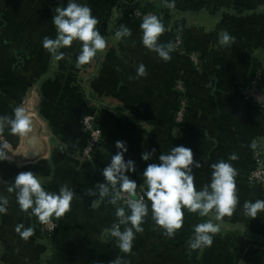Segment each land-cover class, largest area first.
Returning a JSON list of instances; mask_svg holds the SVG:
<instances>
[{
	"label": "crops",
	"instance_id": "0c3cea01",
	"mask_svg": "<svg viewBox=\"0 0 264 264\" xmlns=\"http://www.w3.org/2000/svg\"><path fill=\"white\" fill-rule=\"evenodd\" d=\"M26 2L0 0V116L11 117L22 106L33 119V131L26 137L5 129L3 137L13 151L9 160L0 162V195L9 200L7 212L0 216L10 215L0 227L9 232L21 224L33 229L25 239L24 264H115L117 260L120 264H264L260 251L251 249L264 239V212L251 218L243 211L246 201L261 199L248 176L255 144L264 152V111L246 104L240 94L254 74L264 83V0H211L208 6H191L183 16L169 19L168 32L158 42L167 46L174 34L180 35L186 55L171 51L168 61L143 45L142 20L114 10L113 0H77L91 8L107 41L106 48L84 65L77 64L82 42L61 49L65 55L60 60L44 49V38L57 35L52 8L31 14L30 3L28 12L24 9ZM40 3L52 6L49 0ZM121 25L131 30V36H116ZM225 31L235 39L222 46L219 38ZM32 55L38 56L34 65ZM141 64L147 72L142 77L137 74ZM177 82L185 88L188 106L181 121L173 89ZM85 115H92L102 131L94 162L80 159L84 136L79 121ZM118 140L126 142L125 159L135 161L136 172L129 176L135 181L142 178L139 190H146L141 170L159 163V155L173 146L192 149L194 160L201 161L202 166L193 169L197 190L210 184L212 164L231 163L237 170L236 210L219 220L214 212L205 220L196 213L185 215L186 237L176 242L149 220V206L131 252H122L116 238L106 235L116 221L115 206L107 198L92 204L94 198L87 195L102 183L97 169L105 168L116 154ZM152 149L156 150L152 158L142 160L141 154ZM233 155L236 159L230 160ZM27 171L35 173L47 191L58 193L67 185L76 193L70 210L46 223L54 226L49 238L46 224L31 210L21 211L15 192L7 191L16 175ZM209 219L220 229L213 244L191 250L188 241L194 226ZM9 238L16 240L12 233Z\"/></svg>",
	"mask_w": 264,
	"mask_h": 264
},
{
	"label": "clouds",
	"instance_id": "9594fccd",
	"mask_svg": "<svg viewBox=\"0 0 264 264\" xmlns=\"http://www.w3.org/2000/svg\"><path fill=\"white\" fill-rule=\"evenodd\" d=\"M167 7L173 8L174 0L167 2ZM51 21L57 32L56 38L45 37L42 46L56 60L62 59L65 55L60 50L70 47L74 41L82 42L77 57L78 65L89 63L107 46V41L96 27L99 21L92 15V10L87 4L68 0L66 6L55 8V15ZM140 28L143 32V45L156 52L164 61L170 60L171 44L165 46L158 42L166 31L162 20L154 14L146 15ZM131 34V30L124 25H121L116 32L118 38L129 37ZM234 39L225 31L221 33L219 43L227 46ZM137 74L141 77L147 75L143 64L139 65ZM6 128L11 134L26 137L33 131V119L22 106L16 107L11 117L0 116V162L10 159L9 145L2 139ZM115 147L118 151L111 156L110 162L102 172L104 182L97 183L95 189L90 190L87 195L94 198L92 204H99L107 198L108 203L115 206L116 221L106 235L116 238V243L122 252H131L136 233L143 231L142 224L149 212L145 197L151 202L155 224L169 237H173L176 231L182 228L183 209L198 213L200 217L214 212L217 220L231 216L236 210L239 203L237 170L231 163L221 160L212 164L210 184L197 190L193 169L200 168L201 161L194 160L192 149L183 145L173 146L167 154L159 155V163L147 165L142 173L143 184L147 186V190L144 196L136 198L138 184L129 176V173L136 172L135 161L125 159L128 151L125 141H116ZM155 151L152 149L151 152L142 153L141 159L149 161ZM235 159L234 155L230 157V160ZM7 191L15 192L16 202L21 211L31 210V214L41 222H48L53 216L61 217L67 213L76 194L67 185L62 186L58 193L47 191L41 179L31 171L18 173ZM125 193L127 198L123 196ZM121 200L123 204L120 203ZM8 203V198L0 195V214L7 212ZM243 211L246 216L256 218L258 213L264 212V200L246 201ZM219 230V226L212 219L195 225L188 247L193 251L210 247L214 235ZM16 231L25 239L33 233L31 227L25 228L23 224L18 225ZM115 264H120L119 260Z\"/></svg>",
	"mask_w": 264,
	"mask_h": 264
},
{
	"label": "rangeland",
	"instance_id": "374dc122",
	"mask_svg": "<svg viewBox=\"0 0 264 264\" xmlns=\"http://www.w3.org/2000/svg\"><path fill=\"white\" fill-rule=\"evenodd\" d=\"M26 1L28 3H30L31 14H37L38 12H42L43 13V11L48 13L47 9L52 8V12L51 13H53V15H55V8L57 6H64V4L66 6L67 2H68V0H49L52 6H50V7L47 6L48 7L47 8V7L43 6L42 3H40L41 0H26ZM44 1L47 2V0H44ZM82 1L85 2L87 0H82ZM144 1L147 2V3H151V4L154 3V4L159 5V8L163 9L162 11H164V13L158 15V14H155L153 12H144L143 10H140V8H136V9H132V10H124L125 8H124L123 4L121 2H119L118 0H113V2L115 3V6L114 7L112 6V8H114V10H116L118 8L122 9L123 10V14H126L129 19H134V20L135 19L143 20L144 16L149 15V14H154V15L158 16L162 20V22L165 25L166 32H168V20L171 19V18L183 16V13H184L183 5L187 2L186 0H177L176 5L173 8H169V7H167V5L165 3V0H144ZM27 2H26V5H25V8H24V9H26L25 10L26 12H28V6H29ZM130 5H132V3H130ZM175 7H176V9H175ZM40 10H43V11H40ZM176 36L180 37V35H176ZM180 41H181V37H180ZM170 42H171V46H172L173 40L172 41L170 40ZM181 44L183 45L182 41H181ZM181 44H180L179 50L185 52L184 47H182ZM173 52L178 54L175 50H173ZM179 56H183V55H179ZM37 57L38 56H36V55H32L31 56V59H32L31 63L33 65L35 64V61H37ZM173 89H174V91L176 92V94H177V96L179 98L178 104H177V107H176V114H178V116H180L179 120L181 121V118H183L184 113H185V111L187 110V107H188L187 106V102H186L185 98L183 97L184 96V92H185L184 91L185 88L180 82H177ZM2 139L9 144V142H8L6 137L2 136ZM258 150H260V149L258 148V145L255 144V149H254L253 155ZM263 154H264V152H263ZM249 184L252 187H254V188L259 190V188L257 186H255V185H253L251 183H249ZM11 218H13V216H11ZM9 221H10V215H8V214L6 215L5 214V215H1L0 216V222H9ZM16 221L19 222L20 220L18 219ZM44 230L46 232H48V233H51L54 230V226L50 229V226L46 224ZM224 232L226 234H228V233L234 234L235 231H230V232L224 231ZM224 232L222 233L223 235L225 234ZM9 233L14 234L15 237H16V240L13 241L12 238H9ZM239 234H241V233H239ZM235 235H237V234H234L233 237ZM259 240H263V241H261V243H259V244H256V246H253L252 248L251 247L250 248L253 249V251H255L257 253H258V251H260V255L264 256V239L260 238ZM26 243H27V240H25V238H23L22 236L20 237V234L17 231L9 232L7 230V228L1 226L0 227V264H24L25 258H27V256L25 257V255H23L22 252H23V249L26 250V252H27V249H26V245L27 244ZM227 251H225V252H227ZM230 255H231V253H230ZM33 257H36V255H33Z\"/></svg>",
	"mask_w": 264,
	"mask_h": 264
},
{
	"label": "built area",
	"instance_id": "2783aa9c",
	"mask_svg": "<svg viewBox=\"0 0 264 264\" xmlns=\"http://www.w3.org/2000/svg\"><path fill=\"white\" fill-rule=\"evenodd\" d=\"M200 1V0H197ZM218 2L220 0H212ZM181 41L180 37L176 36L173 39L172 48L179 55L185 56L186 53L179 50ZM182 45V44H181ZM240 94L244 102L250 106L258 108L264 111V83L258 74H254L251 78L240 88ZM80 130L83 133L84 140L83 146L80 154V159L83 162H93L94 156L99 150L102 144V131L98 124L96 123L92 115H85L80 118L79 121ZM9 145V152L12 153V147ZM264 154L261 150L254 153V164L252 170L249 173L248 181L249 183L257 186L261 193V198L264 200ZM98 175L102 182H104V177L102 175L103 169H97ZM145 191L139 190L136 198L144 196ZM127 198V194H123ZM123 204V200L120 202ZM50 229L53 227L52 224L49 225Z\"/></svg>",
	"mask_w": 264,
	"mask_h": 264
},
{
	"label": "trees",
	"instance_id": "16d2710c",
	"mask_svg": "<svg viewBox=\"0 0 264 264\" xmlns=\"http://www.w3.org/2000/svg\"><path fill=\"white\" fill-rule=\"evenodd\" d=\"M118 1L123 4V6L125 8L124 10H132V9L140 8V10H143L144 12H153V13L158 14V15L164 13V11H162L163 9L159 8V5L154 4V3L153 4L147 3L144 0H118ZM186 1L187 2L183 5L184 11L187 10L188 8H190L191 6H195L196 8H199V7H205V6H208V5L211 4L210 3L211 0H200V1H197V0H186ZM167 2H170V0H167ZM167 2L165 0L166 5H167ZM176 2H177V0H174V6L176 5ZM130 3H132V5H130ZM175 9H176V7H175ZM174 35L171 37V41L173 39H175L177 34L175 36ZM181 41L183 43L182 38H181ZM168 44H171V42H168ZM182 47H184V45H182ZM172 52H173V48H172ZM82 146H83V144H82ZM100 148H101V146H100ZM100 148H99V150H100ZM99 150L95 154L93 162L96 160ZM101 169H104V168H101ZM143 171H144V169L141 170V173H143ZM141 179L142 178H140V177L136 178V181H137L138 185L140 184V182H142ZM146 190H147V186H146ZM146 190H145V192H146ZM138 193H139V189L137 188V194ZM145 201H146V203H148L149 206H151V202L147 201L146 197H145ZM183 211H184V216L185 215L187 216L189 213L193 214V212H190L187 209H183ZM196 215H198V213H196ZM149 218H150L149 220L153 219L152 215H150ZM202 219L205 220L204 217H202ZM51 220H54V219L50 218V220L48 222H50ZM48 222H42V224L45 225ZM185 234H186V231L184 230V228L182 226V228L180 230H177L176 233L174 234V238H175L176 242L183 241L184 238L186 237ZM45 235L49 238L50 233L46 232ZM164 236H166V233H165Z\"/></svg>",
	"mask_w": 264,
	"mask_h": 264
}]
</instances>
